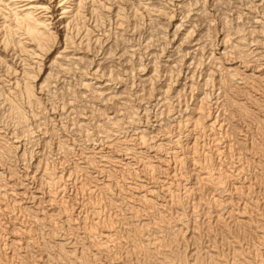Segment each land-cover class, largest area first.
Here are the masks:
<instances>
[{"label":"bare ground","instance_id":"6f19581e","mask_svg":"<svg viewBox=\"0 0 264 264\" xmlns=\"http://www.w3.org/2000/svg\"><path fill=\"white\" fill-rule=\"evenodd\" d=\"M0 264H264V0H0Z\"/></svg>","mask_w":264,"mask_h":264}]
</instances>
